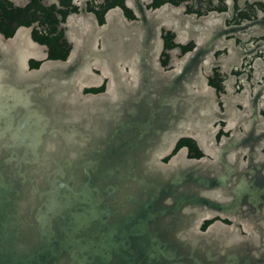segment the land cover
I'll return each instance as SVG.
<instances>
[{
	"label": "water",
	"instance_id": "1",
	"mask_svg": "<svg viewBox=\"0 0 264 264\" xmlns=\"http://www.w3.org/2000/svg\"><path fill=\"white\" fill-rule=\"evenodd\" d=\"M119 25L118 45L38 68L30 34L0 31V264H264V197L228 199L217 164L171 155L211 91ZM216 215L233 222L203 229Z\"/></svg>",
	"mask_w": 264,
	"mask_h": 264
},
{
	"label": "flooded vegetation",
	"instance_id": "2",
	"mask_svg": "<svg viewBox=\"0 0 264 264\" xmlns=\"http://www.w3.org/2000/svg\"><path fill=\"white\" fill-rule=\"evenodd\" d=\"M120 17L136 25L134 39L158 45L165 71L194 70L212 93L209 123L181 136L171 155L217 164L228 199L248 187L264 197V0H0V31L23 30L38 44L31 68L66 60L79 43L118 45ZM217 220L233 222L216 215L202 228Z\"/></svg>",
	"mask_w": 264,
	"mask_h": 264
}]
</instances>
